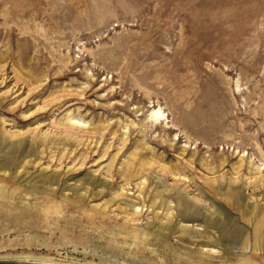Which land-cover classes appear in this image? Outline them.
<instances>
[{"label": "rangeland", "instance_id": "rangeland-1", "mask_svg": "<svg viewBox=\"0 0 264 264\" xmlns=\"http://www.w3.org/2000/svg\"><path fill=\"white\" fill-rule=\"evenodd\" d=\"M157 107L168 129L151 126L148 115ZM67 115L84 119L87 128L68 127ZM3 131L7 143L25 138V146L37 149L12 180L20 185L13 200L29 202L20 206L30 217L0 218V262L179 264L151 239L141 244L132 237L147 223L167 222V207L174 208L151 211L153 182L193 198L198 189L206 193L252 243L253 226L205 180L240 174L243 189L252 182L247 202L264 204L258 183L264 176V0H0ZM126 160L136 162L131 173ZM140 160L150 164L139 168ZM40 172L54 173L50 191L26 197L35 184L39 191L47 187ZM141 175L148 179L139 195ZM85 176L105 185L87 184ZM129 202L142 211L132 216ZM178 219L171 220L179 228L167 236L169 246L199 251L179 230L202 229ZM242 250L236 243L228 259L236 263ZM221 254L202 255L203 264H219ZM253 254L264 264L262 251Z\"/></svg>", "mask_w": 264, "mask_h": 264}, {"label": "bare ground", "instance_id": "bare-ground-1", "mask_svg": "<svg viewBox=\"0 0 264 264\" xmlns=\"http://www.w3.org/2000/svg\"><path fill=\"white\" fill-rule=\"evenodd\" d=\"M148 119L151 121V126L153 125V123L154 124L156 123V124L163 125L161 126L162 128H167V129L169 128V126H167V123L169 121L166 122L167 117L162 111L161 107H157V108L150 110ZM65 120L67 121L68 127L70 128H76L77 130L78 129L85 130V128H87V125H86L87 122L84 121V119L82 120L81 118L67 115ZM8 135H9V132L7 131H3L0 134V218H5L9 220L10 219L19 220V217L29 216L28 215L29 213H27L25 210L21 211V209L22 208L25 209V207L27 208L30 207V203L29 202L24 203L23 201H21L20 203L23 204L21 208L20 203L19 205H17V203L13 200L14 196L17 193H19L20 185L13 184L12 180H16L24 172V169H26V166L30 164L31 155L33 154L34 150H36L37 148L33 149L31 147L25 146V138H21V139L19 138L16 141L7 143L6 137ZM13 136H18V134H13ZM130 156L132 157V159L134 158L132 153L130 154ZM128 160H126L125 163L127 164H125L124 166H126L125 170L128 171V173H131V171L134 170L133 167L134 168L136 167L135 165L136 162L134 163L132 161L127 162ZM148 162H150L149 159H148ZM148 162L146 160H140L139 168H143L147 164L149 165L150 163ZM260 166L262 167V169H264V162ZM242 168H243V164L240 161L238 167H236V173L240 172L239 170ZM257 170H259V167L257 168ZM41 173L42 172H40V175H44ZM142 175L139 177V182L136 183V186L139 189V195L143 192V189H145L144 188L145 186L143 187H140V186L142 184L144 185V181H147L148 179L147 177L144 178V176ZM170 175H172L174 179L183 180V182L190 181L188 176H186L185 174L181 175V174H177L176 172V174L170 173ZM234 176L229 177V178L224 177V178L218 179L215 177L214 179H207L205 180V184L208 186V189H210V191L213 194L221 197L232 209L239 211L241 214V218H242L241 220H244L245 222L253 226V242L252 243L249 240L250 234L248 233L249 234L248 235L247 233H245V227L242 228L238 226L237 220L234 217H232L231 214L223 206L215 203V201L212 198H209V201L205 200L206 193L203 194V192L198 189V192L194 195V198H193L189 196L188 192H186L185 189H179L177 187L163 188V185L160 184V182H153L154 190L156 189L155 190L156 195L152 198V201L150 202L151 211H153L158 205H159V208H163L165 207V205L169 206V204H174L173 205L174 208L167 207V213L165 217V219H167V222L160 223L158 224V226H155V224L151 222V224L147 223L146 227L144 226V228L141 230L134 229L132 231L133 239L141 244L144 242H149V240L151 239V241H154L155 246L161 247L162 250L168 249L172 253L173 260L175 262H178L179 264L180 263L182 264H203L204 261L202 259L203 257H201L202 255L205 256L207 253L216 255L221 252L222 254L219 257L220 258L219 264L220 263L221 264H257L255 260L256 255H254L253 252L259 250L260 253L261 251L264 253V204L259 206L257 201H254V199H256L257 197V196L256 197L254 196L255 190L258 189L256 187L259 184L253 185V193H252V196L250 197V200H253L254 203L252 202L250 204L247 202V198L244 197V191L248 190L247 187H250V185H252L251 184L252 182L250 181L246 183L245 184L246 189H243L241 184H239V182H242L241 181L242 177L239 178L240 174L237 177H234ZM249 178L248 180H250ZM42 179L46 183H48L45 189L43 188L42 191H39L38 187H36V184H35L31 186L29 190L25 192L24 195L26 197L37 196V194H39L40 192L45 193L47 192V190L50 191L49 185H52V182L55 181L54 173L50 175H44ZM142 179H143V182H142ZM82 180H84L87 184H90L94 187L105 185L102 181L95 180L93 176H85L84 179ZM258 183H260L261 188H264V176H260ZM262 192L263 190H260L259 193H257L258 198L261 196L260 193L262 194ZM81 195L82 194H80V197ZM156 199L159 200L158 203ZM49 203H50L49 207L53 209L57 208L58 203H56L54 200L49 199ZM126 205H128L129 208L131 209L132 216L142 211V208H143V207L140 208V206L137 205L136 203L129 202ZM97 206L98 205H96V207ZM174 209H176L175 213H174ZM169 210H170V214L172 215L171 217L173 219L174 217H179L180 219V220L178 219L179 223L182 222L183 225H184L183 222L188 223V224L191 223V228L193 225H196L202 229V231H198V234L197 233L195 234L194 232H192L190 228L188 227H181V230H179V235L182 238L187 239L189 243H193L195 245L200 246L199 251L196 250L197 252H194L189 249L180 250L178 248H174V247L172 248L171 246H169V243L167 242V236L177 233L176 229L179 228L177 226L178 223L176 225H172L173 224L171 222L172 218H168ZM30 211L32 212V210ZM33 215L35 217V214ZM137 219L138 218H136V220ZM130 220H134V219L131 218ZM19 224L26 226V224H24V222L22 221L21 222L19 221L18 225ZM236 243H240L243 250H242L240 257L235 261L236 263H234V261H231L228 259L229 257H228L227 251L230 249V247H232ZM248 249H250V251H248ZM156 252H157L156 248H151V253L156 254ZM159 261L162 263L163 259H159Z\"/></svg>", "mask_w": 264, "mask_h": 264}, {"label": "water", "instance_id": "water-1", "mask_svg": "<svg viewBox=\"0 0 264 264\" xmlns=\"http://www.w3.org/2000/svg\"><path fill=\"white\" fill-rule=\"evenodd\" d=\"M0 264H44V263L0 262Z\"/></svg>", "mask_w": 264, "mask_h": 264}]
</instances>
